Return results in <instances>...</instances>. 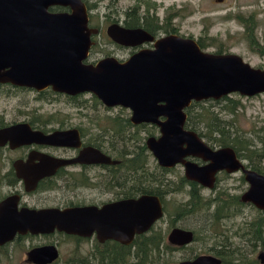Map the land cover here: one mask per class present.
Wrapping results in <instances>:
<instances>
[{
	"label": "flooded vegetation",
	"instance_id": "1",
	"mask_svg": "<svg viewBox=\"0 0 264 264\" xmlns=\"http://www.w3.org/2000/svg\"><path fill=\"white\" fill-rule=\"evenodd\" d=\"M81 1L86 8L88 22V10L95 5L86 4V0ZM49 10L66 11L67 7L52 6ZM176 14L167 13L163 24L158 23L153 14L148 16L137 13L134 8H128L124 17L119 20L105 14L109 17L108 22L96 24L95 27L87 24L90 44L82 62L94 64L110 57L122 63L139 50L152 49L155 40L169 34L192 39L202 51H206V46L214 44L215 38L209 37L207 29L195 38L178 33L171 24V19ZM225 18L228 17L225 15ZM230 18L237 24H242L247 32L251 31L245 26V21H248V25L251 24L250 21L242 19L238 13H233ZM111 24L129 29L140 28L153 39L134 45L117 43L106 33ZM252 39L250 36V40ZM254 43L257 45V42ZM250 48L264 55V50L259 46ZM210 53L234 54L222 50L220 45ZM1 89L6 90L8 95H17L21 91L37 95L47 91L51 95H62L73 109L76 119L75 122L71 121L67 112L63 114L62 121H55V116L51 113L41 115L37 111L26 112L22 109L16 110L15 115L6 119L0 112V129L26 124L30 130L40 131L44 135L55 131H68L64 144L36 141L17 144L16 140L12 144L9 141L0 143V210H3L6 217L13 218L17 213L23 214V210H26L25 214L29 211H60L75 207H95L101 210L107 205L136 201L146 196L157 199L161 214L148 228L138 233L133 232L126 243L112 238L101 239L95 231L85 236L68 234L56 228L36 233L15 232L10 239L0 243V264H118V251H127L129 258L125 264L128 260L129 264H133V252L144 250H159L160 256L162 253L182 252L174 261L175 264L191 261L199 255L215 257L220 261L219 264H264V250L261 249L264 246V211L241 200V195L247 188L241 167L254 169L246 163L244 149L236 150L230 145H221L212 137L214 133L200 131L197 114L193 113V106L198 102L213 99L190 101L183 107L181 111L185 119L182 128L196 136L211 151L231 149L235 160L240 164L233 170L226 167L212 170L208 167L211 160L190 147L191 138L180 141L179 147L183 152L177 161L172 165H160L147 146L148 140L156 141L161 137L159 125L155 122L133 123L129 108L121 105L106 106L89 92L68 95L52 91L50 87L36 91L32 87L10 83H0ZM85 94L89 95L90 100L79 99ZM113 109L125 112L109 115L107 112ZM93 111H99V114L92 115ZM165 120V116L157 117L158 122ZM218 134L238 137V146L244 143L233 131ZM41 171L45 173L39 177ZM233 180L246 184L240 194H230L224 187V184ZM245 204L260 211L254 220L247 221L240 214L239 207ZM110 213L117 218L118 215L124 216L126 213L133 215V210L131 207L118 210L116 205L114 208L112 206ZM197 213L203 225L208 223L214 227L220 221L225 222L222 230L207 233L210 235L208 237L214 234L215 238L210 246L201 251H194L196 243L199 242V233L182 221L185 216L198 215ZM231 217H238L239 223L230 226ZM253 224L256 226L253 227ZM231 225H234L233 221ZM173 228L189 231L191 239L180 245L170 242L168 235ZM257 235H261V238L255 239ZM172 247L174 249L170 252H162ZM37 248L42 249V252L37 254L36 259L46 260L50 256L52 259L44 263L31 261L28 254ZM254 250L256 255L250 257ZM186 251L188 253L184 254ZM260 254L263 257L262 262Z\"/></svg>",
	"mask_w": 264,
	"mask_h": 264
},
{
	"label": "water",
	"instance_id": "2",
	"mask_svg": "<svg viewBox=\"0 0 264 264\" xmlns=\"http://www.w3.org/2000/svg\"><path fill=\"white\" fill-rule=\"evenodd\" d=\"M67 7L66 11H50L49 7ZM110 38L123 45L151 41L153 37L140 28H122L111 24L106 29ZM90 44L87 12L81 0H0V83L32 87L36 91L50 87L52 91L76 95L89 92L106 106L121 105L131 110V121L155 122L161 137L148 140L147 146L160 165H172L183 150L180 141L190 139L192 149L211 160L212 170L240 166L229 148L209 150L192 133L184 131L181 111L190 101L217 100L230 93L250 97L264 93V67H253L235 54H214L199 49L190 38L169 34L154 42L152 49L137 51L125 62L107 57L85 64ZM158 116L166 120L158 122ZM68 131L48 135L32 131L26 124L0 129V143L16 140L64 144ZM15 134V136L13 135ZM192 135V136H191ZM264 142V135H263ZM264 152V150H263ZM247 188L241 200L264 211V174L241 167ZM45 172L41 171L39 177ZM131 207L133 215L111 216ZM150 205V206H149ZM149 206V210H147ZM0 210V243L15 232L36 233L56 228L68 234L112 238L126 243L133 232H141L157 219L161 210L155 197L116 203L103 207H75L63 210H40L17 213L8 218ZM191 233L173 228L168 240L183 244ZM42 249L28 256L36 259ZM262 254V253H261ZM260 254L261 262L263 257ZM48 260V261H49ZM210 255L177 264H219Z\"/></svg>",
	"mask_w": 264,
	"mask_h": 264
},
{
	"label": "rangeland",
	"instance_id": "3",
	"mask_svg": "<svg viewBox=\"0 0 264 264\" xmlns=\"http://www.w3.org/2000/svg\"><path fill=\"white\" fill-rule=\"evenodd\" d=\"M85 3L95 5L94 8L88 10V26L106 23L109 17L105 14L118 20L122 19L128 8H134L137 13L148 14V16L153 14L160 24H163L167 13L176 12V16L171 19V24L176 27L178 33L191 35L195 38L207 29L206 32L209 37L213 36L215 38L213 45L205 47L206 51H213L220 45L222 50L240 56L243 61L251 66L264 67V55L258 54L255 52L256 50L250 48L259 46L261 50H264V0H86ZM224 12L226 13L224 14ZM233 13H238L242 19L249 20L253 25V27H249L251 31L247 32L242 24L238 23V25L231 19ZM222 14L224 15L221 18L220 15ZM225 15L228 18H225ZM246 35H251L257 45L255 43L252 46L249 45ZM79 99L87 101L90 100V97L85 94ZM18 109L26 112H30V110L37 111L41 115L51 113L55 116V121H62L63 114L68 112L71 116L70 120L76 121L73 109L68 106L62 95H51L47 91H43L41 95L27 91L18 92L17 95L15 93L14 95H8L6 90L1 89L0 112L4 114V118L10 119ZM203 111L208 113V116L214 115L220 122H223V124H219V127L233 131L244 140V143L248 141L251 149L258 152L264 150V93L250 97L230 93L226 99L201 101L193 106V113L202 114ZM118 112H120L118 109H113L107 113L114 115ZM124 112L122 110L120 114H124ZM91 113L97 115L99 111ZM252 161L258 162L260 169L264 172V157L256 158L254 155ZM224 187L230 194H240L246 188V184H240L239 181L233 180L224 184ZM239 208L240 214L245 216L247 221L254 220L260 213L253 206L247 204ZM261 216H263L262 212ZM182 221L192 230H197L200 235L194 251H201L206 246H210L215 236L212 234L211 237H208L210 235H207V233H217L223 229L225 224V222L220 221L214 227L209 226L208 223L203 225V223H200L199 214L185 216ZM232 221L234 225H231ZM239 221L238 217H231L229 219L230 226H235ZM261 249L264 250V246L263 248L261 246ZM181 253L178 251L162 253L157 263L175 264L174 261L178 259ZM187 253L188 251L184 254ZM256 253L255 250L252 251L250 257H253ZM129 262L128 260L127 264Z\"/></svg>",
	"mask_w": 264,
	"mask_h": 264
},
{
	"label": "trees",
	"instance_id": "4",
	"mask_svg": "<svg viewBox=\"0 0 264 264\" xmlns=\"http://www.w3.org/2000/svg\"><path fill=\"white\" fill-rule=\"evenodd\" d=\"M52 10V9H51ZM138 18V17H136ZM248 21H245V26L246 28L249 29V27H253V25H248ZM251 30V29H250ZM251 35H246L245 37L248 39V43L249 45H254V41L253 39L250 40ZM227 96H223L219 99H226ZM198 104V103H197ZM202 116V117H201ZM206 117V119H205ZM197 124L198 125V129L200 131L207 132V133H214V136H212L214 138V140L220 142L221 145H230L232 147H234L236 150L237 149H244V156L247 159L249 165L251 166V168H253L254 170L260 172V173H264L259 166L258 162H253L252 161V157L255 155L256 158H262L264 157V152L262 150H260L259 152L257 150L251 149L250 144L248 141H245L244 146L242 144V146H238L239 142H238V137H231L230 135H222V134H218L220 132L223 131H228L225 130L221 127H219V124H223V122H220L219 119L216 118V116L212 115V116H208V113L206 112H202L197 114ZM204 129V130H203ZM218 132V133H217ZM217 134V135H216ZM241 145V144H240ZM253 227H255L256 225L253 224ZM259 239L261 238V235H257V237L255 239ZM168 251H162V252H170V250H173L174 247L172 248H167ZM227 252V251H226ZM161 252L159 250H149V251H134L133 252V259H134V263L133 264H153L155 262H157L158 257L160 256ZM118 259H117V263L118 264H125L127 258H129L128 252L127 251H118ZM158 264V263H156Z\"/></svg>",
	"mask_w": 264,
	"mask_h": 264
}]
</instances>
